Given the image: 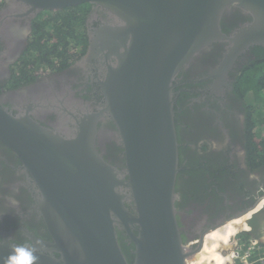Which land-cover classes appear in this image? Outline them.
Segmentation results:
<instances>
[{
    "label": "water",
    "instance_id": "water-1",
    "mask_svg": "<svg viewBox=\"0 0 264 264\" xmlns=\"http://www.w3.org/2000/svg\"><path fill=\"white\" fill-rule=\"evenodd\" d=\"M15 1L35 12L90 3L107 15L91 29L82 59L86 66L92 60L91 68L105 69L98 112L88 114L81 106L72 124L75 102L65 94L51 95L37 107L58 114L55 129L49 130L32 119L33 107L17 114L0 107V142L39 185L38 211L50 232L49 241L31 237L27 248L37 257L33 264H187L201 249L200 243L190 247L193 242L251 212L243 232L253 236L252 218L264 210V202L256 210V205L235 212L224 207L214 217L219 204L212 191L205 195L196 185L180 202L174 104L179 73L212 44L226 45L208 75L217 94L246 50H264V0ZM231 11L246 18L229 32L221 20ZM106 117L124 150L122 171L97 152L96 124ZM223 204L237 205L226 196ZM120 230L133 244L131 259L118 245ZM17 247L3 236L0 264Z\"/></svg>",
    "mask_w": 264,
    "mask_h": 264
},
{
    "label": "flooded vegetation",
    "instance_id": "flooded-vegetation-1",
    "mask_svg": "<svg viewBox=\"0 0 264 264\" xmlns=\"http://www.w3.org/2000/svg\"><path fill=\"white\" fill-rule=\"evenodd\" d=\"M80 6L85 8L84 11ZM73 15L82 20V32L78 33L83 34L84 44L73 56L66 51L71 57L64 64L60 59H57L59 65L48 62L46 54L38 55L33 44L39 41V37L51 34L47 31L49 27L67 26ZM106 18L105 10H98L90 3L35 12L15 0H0V107L12 114L33 107L32 119L49 130L55 129L58 114L37 110V107L40 100H48L51 95H66L75 102V111L69 114L72 124L77 123L81 106L88 114L98 112L104 104L100 83L105 79V69L91 68L92 60L86 66L82 59L89 48L91 29L105 22ZM245 18L241 12L231 11L221 20V27L231 32ZM78 33L72 29L67 32L72 37L71 42ZM225 48L223 43L212 44L189 69L179 73L174 104L180 155L178 197L181 202L195 185L205 195L211 190L213 201L219 204L214 217L224 207L235 212L241 207L247 209L256 205V210L264 202V163L256 166L248 163L256 148L247 138L249 107L244 104L242 91L236 87L237 77L245 67L256 68L264 75V50L259 47L246 50L237 67L224 76L222 92L217 94L211 91L213 81L208 75L218 66ZM96 129L99 136L97 152L103 161L115 170H124V150L118 143V130L113 122L108 117L102 118ZM40 194L31 171L17 154L0 142V240L8 236L13 244L24 247L33 245L31 237L50 240V232L38 211ZM225 196L237 205L223 204ZM11 199L17 203L13 205ZM251 224V237L256 236L262 245L264 210L252 218ZM116 235L121 251L131 259L133 244L129 236L123 230L117 231ZM242 245H245L244 240ZM235 246L237 251L236 243ZM259 264H264V260Z\"/></svg>",
    "mask_w": 264,
    "mask_h": 264
},
{
    "label": "trees",
    "instance_id": "trees-1",
    "mask_svg": "<svg viewBox=\"0 0 264 264\" xmlns=\"http://www.w3.org/2000/svg\"><path fill=\"white\" fill-rule=\"evenodd\" d=\"M84 9L83 6H80L81 11H84ZM68 20L67 26L57 25L55 28L49 27L47 31L51 34L47 33L46 37L38 38L36 35V39L38 38L39 41L33 44V48L38 55L45 53L48 62H53V64L57 62V65H59L60 63L57 59H60L62 61H59L64 64L65 61L70 59V55L73 56L77 53L79 51L78 49L84 44L83 34L78 33L82 32V27H80L82 22L81 18L73 15ZM71 22L72 24L70 27ZM70 29L78 33L75 38H73L74 42H71L72 37L67 34ZM42 39H44V41ZM68 46H72L73 48H68ZM66 51H69L71 54L67 55L68 52L66 53ZM246 68L247 67H245L243 72L238 76L236 87L242 91L244 102L248 104L247 107H249L247 113L250 122H248L247 138L249 143L256 148V151L250 154L248 163L251 164V166H256L264 163V75L262 76L256 68ZM250 138L257 139L258 141L253 142ZM240 237L246 244V246H243L244 250H246L250 246V242L247 241L252 237L249 234H243ZM262 253L263 252L257 250L251 251L249 259H257Z\"/></svg>",
    "mask_w": 264,
    "mask_h": 264
},
{
    "label": "bare ground",
    "instance_id": "bare-ground-1",
    "mask_svg": "<svg viewBox=\"0 0 264 264\" xmlns=\"http://www.w3.org/2000/svg\"><path fill=\"white\" fill-rule=\"evenodd\" d=\"M250 215L251 213L233 219L211 233L202 236L200 242H193L190 247L200 243L201 249L191 259L187 260V264H233L236 247L235 235L248 230L246 221Z\"/></svg>",
    "mask_w": 264,
    "mask_h": 264
},
{
    "label": "clouds",
    "instance_id": "clouds-1",
    "mask_svg": "<svg viewBox=\"0 0 264 264\" xmlns=\"http://www.w3.org/2000/svg\"><path fill=\"white\" fill-rule=\"evenodd\" d=\"M11 203L15 205L17 201L15 199H11ZM251 241L256 240L254 238H250L247 242H250L251 244ZM257 243L259 244V242ZM243 246H246V244ZM260 246H262V248L264 249V245ZM36 259L37 257L34 255V249L21 246L14 249V253L8 257L5 264H33Z\"/></svg>",
    "mask_w": 264,
    "mask_h": 264
},
{
    "label": "built area",
    "instance_id": "built-area-1",
    "mask_svg": "<svg viewBox=\"0 0 264 264\" xmlns=\"http://www.w3.org/2000/svg\"><path fill=\"white\" fill-rule=\"evenodd\" d=\"M262 246H260L257 241H251L250 247H248L246 250H244L243 252V259H245V263L244 264H256V263H260L261 261L264 260V250L263 248H261ZM263 250V253L261 254V256H259L257 259L251 260L249 261V257H250V252L251 251H255L256 250ZM261 250V251H262ZM236 258V257H235Z\"/></svg>",
    "mask_w": 264,
    "mask_h": 264
},
{
    "label": "rangeland",
    "instance_id": "rangeland-1",
    "mask_svg": "<svg viewBox=\"0 0 264 264\" xmlns=\"http://www.w3.org/2000/svg\"><path fill=\"white\" fill-rule=\"evenodd\" d=\"M242 234H245L244 232H240V233H238L237 235H235V243H236V245H237V247H238V250L236 251V250H234L236 253H237V256H236V258L234 259V264H244L245 263V259H243V252H244V247H243V245H242V243H243V240H241L242 238L240 237ZM254 250H256V249H254ZM262 250V249H261ZM261 250H259V251H261ZM264 250V249H263ZM263 250L261 251V252H263ZM258 251V250H257ZM235 252H234V254H235ZM250 258V257H249ZM249 261H251L250 259H249ZM256 264H258V263H256Z\"/></svg>",
    "mask_w": 264,
    "mask_h": 264
}]
</instances>
